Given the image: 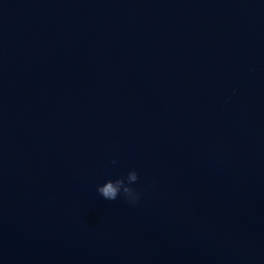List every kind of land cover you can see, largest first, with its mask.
<instances>
[{
  "label": "water",
  "instance_id": "obj_1",
  "mask_svg": "<svg viewBox=\"0 0 264 264\" xmlns=\"http://www.w3.org/2000/svg\"><path fill=\"white\" fill-rule=\"evenodd\" d=\"M0 264H264V0H0Z\"/></svg>",
  "mask_w": 264,
  "mask_h": 264
},
{
  "label": "clouds",
  "instance_id": "obj_2",
  "mask_svg": "<svg viewBox=\"0 0 264 264\" xmlns=\"http://www.w3.org/2000/svg\"><path fill=\"white\" fill-rule=\"evenodd\" d=\"M110 163L117 164L116 158L113 157ZM138 180L137 170L129 168L125 174L111 176L97 183L95 190L105 200L113 201L122 198L127 204L135 205L141 198V192L134 187Z\"/></svg>",
  "mask_w": 264,
  "mask_h": 264
}]
</instances>
